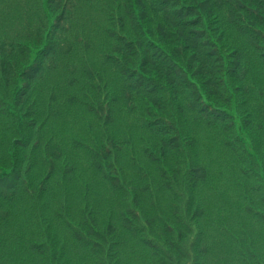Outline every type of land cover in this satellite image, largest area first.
<instances>
[{"label":"trees","instance_id":"obj_1","mask_svg":"<svg viewBox=\"0 0 264 264\" xmlns=\"http://www.w3.org/2000/svg\"><path fill=\"white\" fill-rule=\"evenodd\" d=\"M213 232L264 260V0H0V264H205Z\"/></svg>","mask_w":264,"mask_h":264},{"label":"rangeland","instance_id":"obj_2","mask_svg":"<svg viewBox=\"0 0 264 264\" xmlns=\"http://www.w3.org/2000/svg\"><path fill=\"white\" fill-rule=\"evenodd\" d=\"M16 7H17L18 11L21 8L23 10L25 9L23 4L20 3V2L19 3H12L11 9L9 11V14H7V15H10L12 13V11L16 10ZM25 18H27V17H25ZM34 46L36 47L37 44H34ZM252 89L255 90L254 88H252ZM230 215H231V217L233 216L232 214H230ZM193 231H194V233L189 239H191V244L194 246V245H196L198 243V241H201L200 237L202 235V232H198V230L195 229V228H193ZM239 231H240L239 233L241 234V235H239V239H241V237L244 238V236L246 237V235H244L246 232L243 229L239 228ZM219 233L224 235V233H221V232H219ZM218 235L219 234L213 232V233H210V235L208 237L205 236V238H204V241L206 240L207 244L206 245H202V247L204 248L205 251H208L209 254H210V256H209L210 259L206 260L205 264H223V262L220 261V258L222 256V254H221V251H220V248H219V243H218V241H221V240L220 239H216L215 240V237H217ZM234 241H238V240L235 238ZM248 242H249V240H248ZM200 245H199V247H200ZM248 249H249L248 253L245 254V255H243L242 254L243 251L240 250L241 257L238 254V256L234 257L235 260L239 261L241 263V258H242V260L244 261L245 264H264V260L260 256H258L257 252L253 251L249 247H248ZM191 263H192L191 260H188L187 262H185V264H191Z\"/></svg>","mask_w":264,"mask_h":264}]
</instances>
